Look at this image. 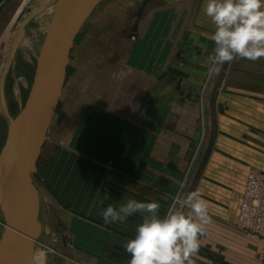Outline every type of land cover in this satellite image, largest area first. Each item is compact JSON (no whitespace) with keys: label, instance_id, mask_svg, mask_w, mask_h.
Returning <instances> with one entry per match:
<instances>
[{"label":"crops","instance_id":"crops-1","mask_svg":"<svg viewBox=\"0 0 264 264\" xmlns=\"http://www.w3.org/2000/svg\"><path fill=\"white\" fill-rule=\"evenodd\" d=\"M10 1L0 0V6ZM203 4L162 1L160 15L146 22L129 54L134 71L132 80L128 71L130 90L144 93L138 99L144 112L128 118L129 146L110 169L115 178L103 180L110 190L102 195V203L97 201L96 219L81 224V259L69 264H128L124 246L134 238L142 216L105 224L102 212L131 198L158 201L163 216L181 187L183 194L199 190L209 209L210 223L194 264H264L263 245L237 226L248 174L264 171V59L223 65L208 84L206 100H201L208 79L206 61L215 47L210 39L214 25L203 14ZM201 107L205 135L190 169Z\"/></svg>","mask_w":264,"mask_h":264},{"label":"rangeland","instance_id":"rangeland-1","mask_svg":"<svg viewBox=\"0 0 264 264\" xmlns=\"http://www.w3.org/2000/svg\"><path fill=\"white\" fill-rule=\"evenodd\" d=\"M162 1L101 0L78 35L65 90L33 175L39 220L43 231L50 232H43L38 241L45 264L81 259V224L96 219L97 201L110 190L103 187V180L115 178L110 169L118 164V153L129 146L128 118L144 112L138 105L144 93L130 90L128 56L146 22L160 15ZM57 2L11 0L8 8L0 6V157L12 122L29 97ZM212 79H206L201 100H206ZM200 110L188 168L196 163L197 155L191 163L193 154L205 135ZM5 222L0 202V243ZM260 258L264 260V253Z\"/></svg>","mask_w":264,"mask_h":264},{"label":"water","instance_id":"water-1","mask_svg":"<svg viewBox=\"0 0 264 264\" xmlns=\"http://www.w3.org/2000/svg\"><path fill=\"white\" fill-rule=\"evenodd\" d=\"M101 0H58L35 80L20 114L13 120L0 157L8 174L13 211L0 243V264H31L43 227L39 190L33 179L65 90L71 53L84 24Z\"/></svg>","mask_w":264,"mask_h":264},{"label":"clouds","instance_id":"clouds-1","mask_svg":"<svg viewBox=\"0 0 264 264\" xmlns=\"http://www.w3.org/2000/svg\"><path fill=\"white\" fill-rule=\"evenodd\" d=\"M203 14L214 25L210 39L215 47L207 58L209 78L237 59H264V0H204ZM199 190L178 192L169 210L159 214L160 203L128 199L102 212L105 224L120 222L139 213L142 222L125 244L128 264H194L200 238L210 223L209 209ZM102 203V201H101Z\"/></svg>","mask_w":264,"mask_h":264},{"label":"built area","instance_id":"built-area-1","mask_svg":"<svg viewBox=\"0 0 264 264\" xmlns=\"http://www.w3.org/2000/svg\"><path fill=\"white\" fill-rule=\"evenodd\" d=\"M238 228L250 239L263 245L264 253V171L252 169L248 174L241 204Z\"/></svg>","mask_w":264,"mask_h":264},{"label":"bare ground","instance_id":"bare-ground-1","mask_svg":"<svg viewBox=\"0 0 264 264\" xmlns=\"http://www.w3.org/2000/svg\"><path fill=\"white\" fill-rule=\"evenodd\" d=\"M0 202H1V206L4 209V213H5V217H6L5 231H4V234L2 237V240H3L4 235L7 231L9 214H10V212L13 211L12 203H11L10 197H9L8 174H7V170H6L4 165H3L2 173L0 176ZM39 246L40 245L38 244V242H36L35 252H34V256H33V260H32L31 264H45L44 263L45 258H44L43 250Z\"/></svg>","mask_w":264,"mask_h":264}]
</instances>
